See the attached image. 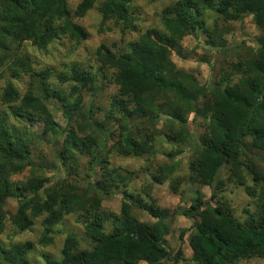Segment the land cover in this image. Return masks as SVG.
I'll return each instance as SVG.
<instances>
[{
	"label": "trees",
	"instance_id": "trees-1",
	"mask_svg": "<svg viewBox=\"0 0 264 264\" xmlns=\"http://www.w3.org/2000/svg\"><path fill=\"white\" fill-rule=\"evenodd\" d=\"M94 2L80 0L72 10L68 0H0V72L7 66L13 77L28 76L22 95L10 81L0 93V101L9 107V112L0 111V233L6 218L22 231L43 215L41 223L47 239L52 226L64 215L85 207L96 209L97 191L108 195L106 186H112V182L117 186L127 179V174L109 168V149L136 157L157 152L152 135L141 137L134 121L146 117L154 125L156 119L164 116L169 122L167 138L186 143L187 139L196 141L186 125L187 116L193 114V118L199 115L206 122L188 163L190 181L213 190L221 188L224 180L219 174L226 168L228 175L239 176L244 192L255 199L256 210L241 222L215 192L210 197L213 204L197 196L183 210L192 222L188 239L192 261L238 264L242 259L264 258V170L256 169L254 157L248 156L245 149V141L249 140L250 146L264 150V0H175L161 9L164 31L148 28L122 50L100 44L95 50L96 60L116 71L117 86L102 120L95 115L97 107L93 101L86 108L82 104L85 92L91 91L94 96L102 88L95 72L73 63L54 73L49 68L35 70L20 49L25 42L46 49L63 37L80 43L87 32L74 19L84 16ZM129 3L130 0H102L98 4L102 20H113L122 32L136 30ZM210 8L224 20L253 14L261 27L256 49L239 58L234 69L237 79L226 86L222 82L210 87L201 85L170 58V49L183 36L204 27L203 15ZM50 78L56 79V84H51ZM63 85H68L67 93L60 88ZM53 100L72 121L66 129H60L53 117ZM8 115H13L14 120L22 118L16 120L22 126L9 124ZM35 120L42 122L41 138L63 133L60 158H68L75 151L88 155L90 181L85 189L77 192V187L69 183L46 187L53 177L47 178L41 164L31 160L38 134L25 129L26 121L30 124ZM175 154L165 153L171 163L161 166L159 174L151 176L152 181L161 183L174 171L178 164L172 157ZM97 165L102 170L100 179L92 181ZM26 168L28 174L22 181L12 178ZM244 169L248 170L251 184L245 181ZM41 191L47 194L42 197ZM8 199L16 202L13 212L5 208ZM130 205L145 210L156 220L139 221L130 214ZM167 228L165 210L133 200L132 194L123 191L121 216L113 230L103 231L99 219L85 222L84 230L92 245L78 248V238L69 234L64 239L61 258H46V264H164L173 260L166 247ZM32 247L30 240L0 245V264H31L27 253Z\"/></svg>",
	"mask_w": 264,
	"mask_h": 264
},
{
	"label": "rangeland",
	"instance_id": "rangeland-1",
	"mask_svg": "<svg viewBox=\"0 0 264 264\" xmlns=\"http://www.w3.org/2000/svg\"><path fill=\"white\" fill-rule=\"evenodd\" d=\"M80 0H68V6L72 10ZM102 0H95L93 6L82 17L74 20L79 23L87 32V36L80 43L68 41L66 38L54 40L46 49H38L30 42H25L20 49L29 57L31 65L35 70L49 68L51 71L64 70L66 65L78 64L80 68H86L95 72L98 77V85L102 88L92 96L91 91L82 95V104L85 108L90 101L95 104V115L99 120L108 108L110 96L116 92L115 83L116 71L101 64L96 60L95 50L100 44H105L111 49L122 50L126 48L127 42L137 38L139 33L148 28L163 30L161 24V9L173 3L175 0H130L129 10L133 16V23L136 30L127 29L121 31V26L116 25L113 20H102L98 4ZM204 27L183 36L175 47L170 49V58L176 67L182 68L196 77L201 85L210 87L216 82L226 86L229 82L236 81L237 73L234 70L239 58H245L250 50L257 47L256 40L261 35V27L258 25V18L253 14L243 16L238 20H224L217 12L210 8L203 15ZM164 31V30H163ZM230 78V81H229ZM7 81H10L22 95L26 91L28 76L21 74L18 77L10 75L8 67L5 66L0 72V93ZM51 84H56V79L50 78ZM63 92H68V85L60 87ZM52 112L55 121L60 129L72 125L61 110L60 104L52 101ZM201 105V104H200ZM0 111L9 112V107L0 101ZM9 124L21 127L22 123L14 120L13 115H8ZM206 119L193 114L187 116V123L190 132L195 140L187 139V142L170 141L167 136V125L169 122L164 116L159 117L151 125L147 118L137 119L132 124H138L139 135H152V144L157 151L153 155L124 156L119 155L116 150H108L109 168L127 174V179L119 181L117 186L109 189V194L97 191L99 205L94 210L87 207L78 209L64 215L59 222L52 226L48 234L44 231L41 219L43 215L36 217L33 224L25 230H18L9 219H5L4 230L0 233V245L7 246L12 242H23L30 240L33 247L28 251L27 256L31 264H46V258L59 260L64 239L72 234L79 240L78 248H89L92 240L85 233L84 223L92 219H99L103 231L109 232L118 224L121 216V203L123 191L133 195V200L139 199L142 203L153 205L167 212V233L166 247L173 260L164 264H194L192 261V250L188 239L192 232V222L183 214V210L198 196L201 200H210L212 192L218 194L222 201L239 221L255 214V199L250 198L244 192V186L239 184L237 175H228L226 168L220 171L224 184L221 188L212 189L211 186L201 185L190 181L188 163L192 157V149L197 138L204 131ZM25 129L36 132L34 152L31 160L41 164L43 174L53 177L46 187L50 188L55 184L69 183L77 187L76 191H82L90 181L88 167V155L78 151L68 158H60L59 150L63 139V133L59 136L50 135L40 137L42 133V122L35 120L32 123L26 121ZM114 134L117 128H114ZM65 134V133H64ZM114 140V139H113ZM110 140L109 143H112ZM245 149L248 156L254 157V166L258 170H264V150L250 146L249 140L245 141ZM165 153L175 154L173 159L178 161L174 171L168 174L167 179L161 183L152 181L153 174H159L161 166L170 165L171 161L166 158ZM101 167H94L92 181L100 179ZM247 184H251V177L248 170L242 171ZM28 174V168L23 173L14 175V180L22 181ZM108 183V182H107ZM215 184L213 185V187ZM46 191H41L44 197ZM214 203V200H210ZM7 211L13 212L16 208L14 199H8L5 205ZM130 214L144 223H152L156 219L145 210L129 206ZM180 234H182L180 236ZM177 257V259H174ZM137 264H148L139 261ZM238 264H264V258L252 257L242 259Z\"/></svg>",
	"mask_w": 264,
	"mask_h": 264
}]
</instances>
